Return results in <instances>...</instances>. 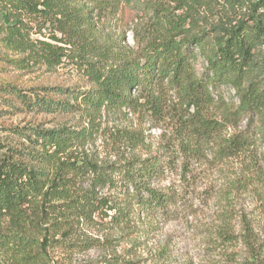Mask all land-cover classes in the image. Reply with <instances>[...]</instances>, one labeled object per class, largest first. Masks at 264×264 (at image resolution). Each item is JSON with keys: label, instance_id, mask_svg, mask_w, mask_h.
Instances as JSON below:
<instances>
[{"label": "trees", "instance_id": "trees-1", "mask_svg": "<svg viewBox=\"0 0 264 264\" xmlns=\"http://www.w3.org/2000/svg\"><path fill=\"white\" fill-rule=\"evenodd\" d=\"M74 1L82 5L71 7ZM121 5L140 12L131 46L101 41L96 34L95 20H118ZM30 22L38 32L50 28V40L31 39ZM0 28L7 33L1 39L6 47L48 67L67 65L91 84L81 91L69 89L73 103H62L83 112L89 123L101 110L125 108L140 118L170 121L188 160L203 155L210 144L219 158L243 157L238 179L255 191L264 210V0H0ZM198 57L205 62L200 75L194 65ZM223 85L234 89L237 103L218 92ZM15 95L28 98L26 104L34 108L50 107L49 101L29 99L20 90ZM30 132L34 146L27 157L4 151L0 157V221L19 222L11 234L0 231V249L17 259L37 263V255L49 246V230L57 223L47 209L52 200L63 201L65 214L78 219L99 215L124 227L133 213L162 220L176 216L182 194L174 186L158 185L168 160L133 158L109 169L77 151L92 135L91 127ZM33 163L52 165V176ZM85 181L86 189L80 188ZM102 189L107 193L98 195ZM29 208L37 213L34 228H43V241L20 225ZM41 220L49 227L40 226ZM158 224L149 228L156 230ZM216 238L224 246L241 242L246 255L239 264H264V243L248 220L240 233L222 229ZM169 253L162 248L158 264H169ZM105 264L138 262L109 256Z\"/></svg>", "mask_w": 264, "mask_h": 264}, {"label": "rangeland", "instance_id": "rangeland-1", "mask_svg": "<svg viewBox=\"0 0 264 264\" xmlns=\"http://www.w3.org/2000/svg\"><path fill=\"white\" fill-rule=\"evenodd\" d=\"M80 5L82 1L70 3L71 7ZM139 13L134 6L121 5L118 20H95L97 36L101 41L108 38L131 46L132 26ZM29 25L32 27L31 39L50 40V28L38 32L35 23ZM6 34L0 28V145L3 147L0 157L3 151L27 157V151L34 146L29 140V137L34 138L31 129L68 127L80 131L91 127L92 135L77 148L81 157L109 169L115 165L121 167L133 158L161 157L170 165L158 185L174 186L183 199L177 206L176 216L171 219H148L133 213L129 226L125 227L99 215L88 221L78 219L65 214L63 201L52 200L47 209L52 211L49 213L57 223L49 230L50 244L37 255L38 262L17 259L0 249V264H105L109 256L137 261L138 264H158L157 253L162 248L170 249L166 261L169 264H239L246 255L241 242L224 246L216 237L222 229L240 233L245 220L250 222L259 241L264 243L263 206L259 204L255 191L243 187L238 179L244 170L243 157L219 158L215 154V144H210L205 147L203 155L188 160L173 136L170 121L140 118L125 108L101 110L89 123L83 112L62 103H73L67 95L69 89L81 91L91 84L67 65L48 67L31 60L27 52L6 47L1 41ZM18 59L23 62H16ZM194 65L197 73L202 74L203 59L198 57ZM15 90H20L29 99L49 101L50 107L34 108L26 104L28 98L23 101L16 96ZM218 92L226 101L237 103L232 87L223 85ZM245 126L246 122L242 121L240 128ZM137 133H141L140 136ZM32 165L42 167L49 176L53 174L52 165ZM114 177L117 178V173ZM87 183L81 182L80 188L86 189ZM104 193H107L106 189L97 190L98 195ZM27 213L28 217L20 221V225L26 230H34L35 237L43 241V228H34L37 213L31 208ZM156 221L159 222L158 228L151 230V223ZM17 224L19 222L5 218L0 221V231L11 234ZM40 226L49 227V224L41 220ZM61 239H64L63 243H60ZM212 241L216 246L210 248Z\"/></svg>", "mask_w": 264, "mask_h": 264}]
</instances>
